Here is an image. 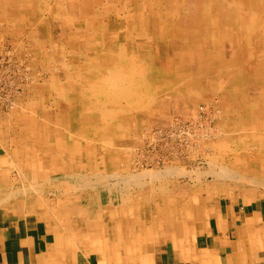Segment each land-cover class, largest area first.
I'll use <instances>...</instances> for the list:
<instances>
[{
  "label": "rangeland",
  "instance_id": "rangeland-1",
  "mask_svg": "<svg viewBox=\"0 0 264 264\" xmlns=\"http://www.w3.org/2000/svg\"><path fill=\"white\" fill-rule=\"evenodd\" d=\"M18 64L16 105L0 109V207L65 236L44 264L76 249L147 264L143 247L187 239L178 223L219 198L264 201V0H0V74ZM199 108L213 126L189 159L147 144L196 129Z\"/></svg>",
  "mask_w": 264,
  "mask_h": 264
},
{
  "label": "crops",
  "instance_id": "crops-1",
  "mask_svg": "<svg viewBox=\"0 0 264 264\" xmlns=\"http://www.w3.org/2000/svg\"><path fill=\"white\" fill-rule=\"evenodd\" d=\"M226 176L238 180L231 173ZM234 198L214 201L213 210L205 209L206 217L199 211L203 215L200 223L194 217L191 222L178 223L174 219L175 223L186 224L187 239L167 232L142 248L141 260L147 264H264V201L255 199L244 203ZM8 207H0V264H44L53 252H66L64 235L55 232L45 221L18 214ZM248 220L254 221L253 231ZM68 253L72 255L67 259L70 264L109 261L106 253L97 250L90 256L77 249ZM115 257L122 264L123 259ZM128 258L125 255L126 264H134Z\"/></svg>",
  "mask_w": 264,
  "mask_h": 264
},
{
  "label": "built area",
  "instance_id": "built-area-1",
  "mask_svg": "<svg viewBox=\"0 0 264 264\" xmlns=\"http://www.w3.org/2000/svg\"><path fill=\"white\" fill-rule=\"evenodd\" d=\"M5 63L6 68L11 67L13 62L11 61L10 57H8V61H2ZM24 67L20 64L15 65V68L18 75H12L9 76V71L8 69H5L7 71V74L3 73L0 74V109L3 111L7 110H13L16 102L15 99H18V95L20 94L19 89L22 88L18 87L17 84L14 82V77L16 78L18 76L19 79V68ZM25 70L23 73L27 74V67H24ZM26 79H29V77L26 75ZM22 90V89H21ZM197 112H200L199 116L197 118V126L196 129H191L185 128L184 130H179L178 127L176 126H169L166 127L168 129L163 130V131H158L159 135L153 136L151 139V142L148 141L147 144L151 143L152 145L155 144V146H159L161 148H164L162 150H168L170 151L169 154H173L176 156V160L180 162V159H189V156L195 154L197 152L198 144V139L202 138V141L207 140L206 138V130L204 128H211L213 126V121H212V114L211 113H206L202 111L201 108ZM194 116V117H195ZM148 140V139H147ZM161 141L162 144L158 145V142ZM198 145V146H197ZM137 153V156L141 157L139 153L142 154V152H135ZM153 153V152H152ZM140 163V161H139ZM172 162H164L163 164H170ZM137 165V163H136ZM142 164H139L138 166H141ZM144 168L149 167L147 164H144Z\"/></svg>",
  "mask_w": 264,
  "mask_h": 264
},
{
  "label": "bare ground",
  "instance_id": "bare-ground-1",
  "mask_svg": "<svg viewBox=\"0 0 264 264\" xmlns=\"http://www.w3.org/2000/svg\"><path fill=\"white\" fill-rule=\"evenodd\" d=\"M233 1H234V0H233ZM225 2H226V1H225ZM225 2H224V3H225ZM200 3H201V2H200ZM225 4H226V3H225ZM199 5H200V4H198L197 1H194V5H193V8H195V9H193V11L195 10V12H194V13H195V14H194V17H195V18H194V19H198V18L200 17V16H199ZM230 5H231V4H230ZM236 6H237V5H236ZM236 9H237V8H236ZM248 9H249V8H248ZM246 10H247V9H246ZM252 10H253V9H252ZM184 11H185V10H184ZM236 11H237V10H236ZM248 11H249V10H248ZM250 12H252V11H250ZM234 13H236V12H234ZM238 13H239V12H238ZM240 13H241V12H240ZM216 14H217V13H216ZM245 14H248V13H245ZM153 15H154V14H153ZM153 15H152V16H153ZM200 15H201V14H200ZM220 15H221V14H220ZM249 15H250V13H249ZM249 15H248V16H249ZM260 15H261V14H260ZM215 16H216V15H215ZM222 16L225 17V18H223V20L228 19V18H226L227 14H222ZM242 16H243V15H242ZM242 16H241V17H242ZM256 16H257V15H256ZM261 16H262V15H261ZM249 17H250V16H249ZM252 17H253V16H252ZM215 18H218V17H215ZM244 18H245V17H244ZM257 18H258V17H257ZM260 18H261V17H260ZM260 18H259V19H260ZM199 19H200V18H199ZM206 19H207V18H206ZM234 19H235V18H234ZM218 20H219V19H218ZM240 20H241V19H240ZM255 20H256V19H255ZM214 21H215V19H214ZM237 21H239V20H237ZM241 21H242V20H241ZM244 21H245V20H244ZM215 22H216V21H215ZM217 22H218V21H217ZM217 22H216V23H217ZM242 22H243V21H242ZM242 22H241V23H242ZM218 23H219V22H218ZM236 23H237V22H235V24H236ZM249 23H250V22H249ZM252 23H253V22H252ZM235 24H234V25H235ZM130 25H131V24H130ZM247 25H248V24H247ZM251 25H252V24H251ZM253 25H254V24H253ZM155 26H156V25H155ZM215 26H216V25H215ZM156 28L159 30L160 27H156ZM161 28H162V27H161ZM222 28H223V27H222ZM154 29H155V28H154ZM243 29H244V28H243ZM108 30H109V29H108ZM247 30H248V29H247ZM208 31H209V30H208ZM179 44L181 45L180 48H183L184 46H186V44L183 43V42H180ZM103 45H104V44H103ZM103 45H102V46H103ZM105 48H106V47H105ZM107 48H108V47H107ZM85 49H86V48H85ZM109 49H110V48H109ZM105 50H106V49H105ZM105 53H106V52H105ZM103 59H104V60L101 62L100 67H104L105 69H108L109 67H108L107 64H108V62L111 63V61H110L111 59H110V56L108 55V53L105 54V57H104ZM68 65H69V64H68ZM112 65H113V64H112ZM106 66H107V67H106ZM79 68H80V67H79ZM115 68H116V67H115ZM157 68H158V67H157ZM78 70H79V69H78ZM157 70H158V69H157ZM116 71H117V70H116ZM99 73H100V72H99ZM118 75H119L118 72H112V75H110V76H111V78H112V77H118ZM111 78H110V79H111ZM140 78H141V77H140ZM105 81H106V80H105ZM195 81H196V80H195ZM106 83H107V82H106ZM67 85H68V84H67ZM93 86H94V85H93ZM134 87H135V85H134ZM68 88H69V87H68ZM133 89H134V88H133ZM110 90H111V89H110ZM127 91H128V90H127ZM115 98H116V97H115ZM220 149H221V148H220ZM150 173H151V172H150ZM226 173H227V172H226ZM147 175H148V174H147ZM231 177H232V176H231ZM231 177H230V178H231ZM231 179H234V178H231ZM131 180H132V179H131ZM134 181H135V180H134Z\"/></svg>",
  "mask_w": 264,
  "mask_h": 264
}]
</instances>
